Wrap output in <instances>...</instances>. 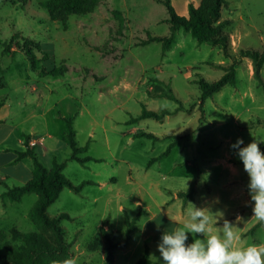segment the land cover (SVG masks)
<instances>
[{
  "label": "rangeland",
  "instance_id": "rangeland-1",
  "mask_svg": "<svg viewBox=\"0 0 264 264\" xmlns=\"http://www.w3.org/2000/svg\"><path fill=\"white\" fill-rule=\"evenodd\" d=\"M38 1L0 0V102L7 106L0 107V195L24 184L11 174L29 134L37 140L33 151L41 162L65 161L63 173L73 183L91 181L79 193L64 187L47 208L50 215H70L61 224L77 263L102 264L99 227L105 223L121 241L125 216L132 218L139 210L143 213L132 239L114 249L113 264H135L146 245L158 262L161 233L182 226L191 203L209 217L206 236H222L228 221L240 237L234 246L264 247V221L253 215L248 175L230 147L237 137L245 144L264 139V66L260 83L250 58L239 53L264 50V0H226L221 7L220 20H229L222 26L227 55L219 45L197 43L183 28L164 53L161 42L142 45L147 33L169 34L163 0H100L93 12L70 15L64 23L51 20ZM200 1L170 3L187 16L189 3ZM233 61L237 82L201 102L194 81L218 79ZM62 66V74H51ZM143 105L170 113L131 121ZM60 115L73 117L78 146L88 144L77 156L92 159H70L67 123ZM169 146L166 155L150 161ZM259 147L264 151V144ZM20 160L26 171L32 168L31 157ZM191 184L193 198L183 201L177 193ZM36 199L34 192L20 201L0 196V232L11 245L18 244L11 240L13 229H36L28 217ZM192 239L189 235L187 242ZM93 240L99 244L96 250L88 248Z\"/></svg>",
  "mask_w": 264,
  "mask_h": 264
},
{
  "label": "trees",
  "instance_id": "trees-1",
  "mask_svg": "<svg viewBox=\"0 0 264 264\" xmlns=\"http://www.w3.org/2000/svg\"><path fill=\"white\" fill-rule=\"evenodd\" d=\"M5 2L25 4L28 0H3ZM100 0H39L38 4L47 10L51 20L64 23L70 15H82L93 12ZM167 10V20L170 23L168 35H151L147 33V38L141 44L146 45L152 41L161 42L163 53L170 48L175 40V32L179 28L190 32L197 43L208 42L214 45H219L224 54L228 51V35L222 30V26L229 20H220L221 7L226 3V0H201L198 5L189 3L188 15H179L170 3V0H163ZM12 42V40L10 41ZM240 56L249 57L253 66V75L258 78L260 83H263L260 74V69L264 66V50L256 49H241ZM31 56V54H29ZM224 73L218 78L211 81L199 76L194 82L200 90V100L203 102L207 97L212 96L226 84H235L237 82L235 62L233 61L226 67H223ZM66 68L64 66L56 68L51 72L52 75H60ZM165 94H167L165 92ZM171 98H175L173 94H168ZM1 106V102H0ZM170 113L169 110L163 109L160 113L152 110H147L144 105L142 111L137 117L131 118V121H136L139 118L155 117L161 119L164 115ZM73 117L66 118L67 131L66 139L71 148L70 159L84 163L86 160L92 159L89 156L79 158L78 153L87 149L88 144L78 146L76 133L72 125ZM143 135L152 139L157 136L150 132H140ZM29 134L24 135L23 144L25 150L18 152V159L29 156L32 159V170L30 178L22 185H14L7 187L2 193V199L11 201H20L22 196L28 192H34L37 199L28 213V217L35 225L34 231H20L13 229L10 231L12 241H18L17 245H11L6 239V233L0 232V264H63L65 258L71 257L72 246L68 240L64 226L61 224L62 219L71 218L67 212H60L56 215H50L47 208L59 196L64 187H69L73 191L79 193L85 183L91 181H83L79 184L73 183L67 176L64 175L63 169L65 161H58L55 158L50 166L45 165L39 160L33 148L30 147ZM170 146L156 158L159 159L168 153ZM195 192L194 184H191L186 191H179L177 195L186 201L192 199ZM143 213L139 210L138 213L129 218L125 216V236L123 240L117 241L111 233L105 228V223L99 227V234L103 237L104 243L102 248L103 263L113 264L114 249L123 247L132 239V235L136 230V222ZM106 222V221H105ZM90 250L99 248V244L94 240L88 243ZM77 264H94L83 262ZM135 264H158L149 254L148 246H145L143 255L135 262Z\"/></svg>",
  "mask_w": 264,
  "mask_h": 264
},
{
  "label": "clouds",
  "instance_id": "clouds-1",
  "mask_svg": "<svg viewBox=\"0 0 264 264\" xmlns=\"http://www.w3.org/2000/svg\"><path fill=\"white\" fill-rule=\"evenodd\" d=\"M264 139L254 138L247 144L237 137L230 147L242 161L248 175V190L253 215L264 221V151L259 147ZM204 208L191 203L188 220L171 232H162L157 249L162 259L158 264H264V247L254 244L235 245L240 239L231 223L223 226V235L209 234V217ZM197 234H202L199 238ZM189 235L193 237L188 243ZM63 264H77L75 258H65Z\"/></svg>",
  "mask_w": 264,
  "mask_h": 264
},
{
  "label": "crops",
  "instance_id": "crops-1",
  "mask_svg": "<svg viewBox=\"0 0 264 264\" xmlns=\"http://www.w3.org/2000/svg\"><path fill=\"white\" fill-rule=\"evenodd\" d=\"M3 103L4 102H2L1 103V106H0L1 109L7 108V106L5 104H3ZM2 115L3 114H0V118L2 117ZM59 118L65 120L68 117H66L65 115H60ZM0 120H2V119H0ZM35 145L32 148H34ZM48 149H52V148L51 147H48ZM14 160L16 162H15V164H14L15 166L13 168L14 171H12L13 173L11 175L14 176V177H16V178H23L24 182H26L30 178V176H31V170H32V168H30L29 170L26 171V167L23 165V162L20 159L16 158ZM22 165L25 167L24 173H23V166Z\"/></svg>",
  "mask_w": 264,
  "mask_h": 264
},
{
  "label": "built area",
  "instance_id": "built-area-1",
  "mask_svg": "<svg viewBox=\"0 0 264 264\" xmlns=\"http://www.w3.org/2000/svg\"><path fill=\"white\" fill-rule=\"evenodd\" d=\"M43 136H41V137H39V139H38V141L39 142H41V141H43ZM37 142V140H35V139H31L30 141H29V143L31 144V145H35V143Z\"/></svg>",
  "mask_w": 264,
  "mask_h": 264
}]
</instances>
